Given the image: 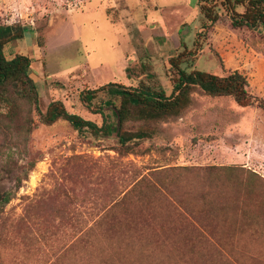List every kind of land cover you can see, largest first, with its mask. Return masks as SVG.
<instances>
[{
    "label": "rangeland",
    "instance_id": "374dc122",
    "mask_svg": "<svg viewBox=\"0 0 264 264\" xmlns=\"http://www.w3.org/2000/svg\"><path fill=\"white\" fill-rule=\"evenodd\" d=\"M196 2L166 0L167 17L154 21L164 33L187 21L188 33L179 35L191 47L204 20L198 9L193 14ZM98 4L0 0V25L30 29L35 50L44 52L31 67L42 111L60 100L100 124L96 104L104 94L88 108L81 91L121 82L122 64L137 56L140 65L126 71L170 93L166 65L176 50L166 44L163 55L151 58L157 53H143L138 39L143 26L125 33ZM218 4L202 54L182 67L218 75L236 70L246 76L248 92L264 100V29L232 27ZM118 9L108 12L115 18ZM88 68L102 83L91 82ZM34 118L36 128L24 140L0 133V193L15 190L0 211V264H264V109L258 104L195 91L180 116L158 123L156 136L135 139V153L125 155L111 149L112 136ZM30 162L15 189L18 166ZM140 188L143 202L136 199Z\"/></svg>",
    "mask_w": 264,
    "mask_h": 264
},
{
    "label": "trees",
    "instance_id": "16d2710c",
    "mask_svg": "<svg viewBox=\"0 0 264 264\" xmlns=\"http://www.w3.org/2000/svg\"><path fill=\"white\" fill-rule=\"evenodd\" d=\"M217 2L227 12L232 27L264 29V0H197L198 13L204 20L195 32L192 46L183 45L167 60L170 93L153 86L148 78L136 80L134 86L109 81L96 88L82 90L79 97L88 108L94 105L93 100L98 99L99 93L104 94L96 104V111L101 117L100 124L68 111L60 100L50 101L42 111L38 90L30 75V58L19 53L6 58L3 52L4 44L21 38L26 28L18 24L0 25V133L10 138L26 139L36 128V113L37 121L43 124L64 121L74 130L88 131L95 138L112 136L116 144L111 149L119 155H125L135 153L139 144L135 139L140 141L156 136L158 123L180 116L191 104L195 91L209 97L228 96L241 106L258 104L264 109V100H258L248 92V81L242 73L235 70L218 75L198 68L187 71L182 67V64L202 54L208 32L219 18ZM237 7H241L242 11L238 12ZM32 167L31 162L27 167L18 166L15 189L21 186ZM14 191L6 189L0 193V211L11 200ZM141 192L140 188L136 199L143 202L145 198ZM120 201L115 204L118 205ZM117 221L119 223V217ZM130 239L123 238L126 241Z\"/></svg>",
    "mask_w": 264,
    "mask_h": 264
},
{
    "label": "crops",
    "instance_id": "0c3cea01",
    "mask_svg": "<svg viewBox=\"0 0 264 264\" xmlns=\"http://www.w3.org/2000/svg\"><path fill=\"white\" fill-rule=\"evenodd\" d=\"M90 0H87L89 2ZM117 0H113V3L109 0H99V7L104 10L106 13L108 19L110 22H116L121 27H124V32L129 34V27L130 25H134L136 27V30L139 28V26H143L140 30V33H138V39L142 40V46H143V53L148 54L149 51H153L157 53V55L151 56V58H154L155 56H161L163 55L162 51L163 47L166 46V44H169L170 47H173L174 50H178L182 48L183 45L188 46L179 35L180 33H188V27H187V21H178L175 25L173 24L171 27L172 29L166 33L163 32L162 28H160L159 25H157L156 21H154V18H157L158 14L162 17V19H165L164 17H167L168 14H163L162 11L163 8H166L167 4L163 6V2H166V0H121L123 2V7L118 9ZM134 5V6H133ZM114 7L115 9H118V14L114 18L112 13L108 12V8ZM138 10V12L136 11ZM197 5L194 6L193 14L197 12ZM137 17L144 18V21H141L138 23ZM149 20L151 21H148ZM138 23V24H137ZM159 24V23H158ZM179 30V31H178ZM161 31V32H160ZM183 31V32H182ZM134 38V37H133ZM34 45V38L30 31V29L25 30L21 38L12 39L4 44L3 52L6 58H11L15 54H24L27 55L31 60V67L34 63V60H36L40 54L44 53L40 49V47H37V50H35ZM138 61V56L135 58V62L128 63L125 62V64H122L121 67V77L120 80L122 83H127L130 81L136 82L137 77L135 74H131L126 71L127 65H140ZM85 68V67H83ZM80 70V69H79ZM94 70L88 68V72L90 73V80L92 83L98 82V78H94ZM32 72L30 73L32 77ZM33 78V77H32ZM95 79V80H94ZM94 80V81H93ZM115 81V80H110ZM102 83V81H99ZM98 82V83H99ZM109 82V81H107ZM103 82V83H107ZM133 83V82H132ZM36 84V83H35Z\"/></svg>",
    "mask_w": 264,
    "mask_h": 264
}]
</instances>
